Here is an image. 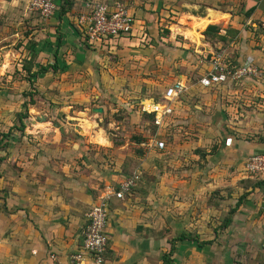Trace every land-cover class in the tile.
Returning a JSON list of instances; mask_svg holds the SVG:
<instances>
[{"label":"crops","instance_id":"1","mask_svg":"<svg viewBox=\"0 0 264 264\" xmlns=\"http://www.w3.org/2000/svg\"><path fill=\"white\" fill-rule=\"evenodd\" d=\"M116 1L133 16V35L118 37L109 45L88 43L77 24L78 16L88 12L86 4L90 2ZM178 2L182 11L177 5H164L156 18L152 11L158 10H151L141 0H64L50 19L41 20L26 10L27 0H0V49L16 42L24 46L29 43L25 59L34 56L32 71H37L35 65L47 66L36 78L49 74L41 82H46L45 89L39 87L41 93L51 101L52 110L68 109L58 121L42 117L31 122L32 127L41 128L33 130L36 133L32 136L23 135V129V145L5 155V159H13L0 170V264H71L70 256L82 244L86 216L105 186L123 181L125 171L139 173V165L149 171V164L142 163L131 149L135 142H113L103 129L112 124L119 128L122 122L106 120L101 125L102 120L81 118L82 111L76 110L77 105L95 100L101 104L96 108L105 114L118 111L109 100L113 95L119 98L120 85H129L132 90L142 85L160 88L166 83L161 84L167 71L173 68L176 75L168 86L177 82L185 86L173 101V126L184 125L191 114V121L201 125L209 112L216 110L209 123L222 118L229 133L223 139H232L222 150L223 162H235V172L242 179L246 178L242 172L244 161L264 152V82L246 78L209 88L198 83L208 70V64L200 63L199 58L215 49L223 50L230 66L249 60L264 69V0ZM208 25L216 26L224 39H207L203 32ZM2 53H8L7 57L23 55L15 48ZM48 63L55 65L52 68ZM182 95H189L194 113L188 114L192 107L182 104ZM144 100L157 101L151 98L141 103ZM65 116H69L67 120ZM206 132L201 133L207 136ZM141 145L147 152L167 150V145L162 151ZM176 150L180 155L181 148L177 146ZM158 171H162L160 177L165 172L160 168ZM161 180L156 190L165 195L168 188L161 186ZM190 189L197 193L196 186ZM157 199L159 208L165 207L162 203L166 198H155L154 192L145 196L130 191L123 199L110 201L104 264H161L160 254L166 249L158 248L153 240L162 237L156 234L160 230L152 219ZM167 211L173 218L178 214L175 208ZM167 211H160L156 224L166 226Z\"/></svg>","mask_w":264,"mask_h":264},{"label":"rangeland","instance_id":"2","mask_svg":"<svg viewBox=\"0 0 264 264\" xmlns=\"http://www.w3.org/2000/svg\"><path fill=\"white\" fill-rule=\"evenodd\" d=\"M178 1L141 0L143 5L151 6V10H158L152 11V15H155L156 18L160 17L159 9L163 8L164 5L180 7ZM203 21L206 22V19ZM9 33L10 31H7V34ZM22 33L24 35L26 31L23 30ZM196 37L198 38V36ZM27 46L16 42L7 49H0V140L2 134L8 135L5 139L7 148L2 149L6 141L2 140L0 144V170L4 168V164L13 159H9V157L5 159V155L11 154L15 146L19 148L20 145H23V142L21 143L23 133L20 134L19 131L22 124L26 130L23 135L32 136L36 133L33 130L41 128V125L32 127L31 122L35 123L42 117L55 118L58 121L62 117L61 114H68V109L57 112L52 110L51 101L43 95L44 92L41 93L45 89L46 83L41 84V82L49 74L40 78L35 77L30 82L27 80L28 72L24 71L23 68L24 62H28L25 59L29 49ZM14 48L23 55L7 57L8 53H6L3 56V51H14ZM47 65L51 66L52 64L48 63ZM37 69L38 67L35 65L34 70ZM175 75L176 72L173 68L167 71L161 84L166 83L160 87L161 89L157 87L146 88L142 85L140 89L132 90L129 85H120L117 94L119 98L117 99L116 95H113L111 97L113 100H109L118 108V111L113 113L109 111L106 114L93 112V108L101 105L95 100L77 105L76 110L82 111L81 118L102 120L101 125H104L106 120H112L115 124L122 122V124L118 123L119 128L112 124L103 129L113 142L123 143L126 141L127 144H129L128 141L135 142V147L129 144L131 149L140 156L142 163L149 164V171L144 169L146 166H143L144 168L141 165L138 166L140 168L139 173L134 172L138 178L131 191H137L145 196L154 192L155 198H160V196L163 200L166 198V201L162 203V206L164 205L166 208H159L158 199L152 208L155 216L152 217L155 223L154 227L160 230L156 234L162 236L160 239L155 237L153 240L157 242L158 248L166 249L160 254L159 261L161 263L162 257L170 252L173 244L172 264H264V187L259 191L252 190L250 185L252 182H244L241 175L236 174L235 162H223L224 152L222 150L229 146L232 139H223L227 129H224L222 118L219 117L220 121L214 118L209 123L211 120L209 117L213 116L217 112L216 110L213 111V114L209 112L201 125L191 121V117L194 116L191 114L192 116H188L184 125L168 126L167 130L165 129V133H169V139L166 141L167 150L162 153L147 152L144 147H140L136 143L137 140L141 141L144 136L154 131L149 118L139 111L141 100L159 99L161 97L160 92L170 84V79H173ZM188 97L189 95H182L180 100L182 104L192 107ZM118 101L119 104L123 105V109H119L121 106L117 105ZM84 108L86 110L83 111ZM190 110L188 114L195 112L193 107ZM25 111H27V117L19 120L17 115L23 114ZM184 111L187 113V110ZM68 117L65 116V119L67 120ZM208 123L210 125L206 126ZM206 129L207 136H204V133L201 132L206 131ZM227 134L229 133L227 132ZM200 135L201 137H199ZM142 142L145 143V140ZM177 146L181 148L180 155L177 153ZM226 156L229 155H225V158H227ZM163 167L165 168L163 169ZM159 168L165 171V176L163 173V176L160 177L162 171H158ZM131 172L132 170L125 171V177L131 176ZM160 178H163L161 186L168 188L165 195L163 193L159 195L161 191L156 190L159 188ZM182 185L185 186L182 187ZM192 185L196 186L197 193L190 189ZM237 204L235 211L230 214V211ZM174 208L178 210L175 218L170 217L167 211L174 210ZM160 211L162 213L167 211L165 227L159 223L156 224ZM228 217H231V222L224 227V221ZM181 234H185L187 237H195L198 242H207L208 244L199 247L194 241L176 240ZM177 250H179V254H177Z\"/></svg>","mask_w":264,"mask_h":264},{"label":"built area","instance_id":"3","mask_svg":"<svg viewBox=\"0 0 264 264\" xmlns=\"http://www.w3.org/2000/svg\"><path fill=\"white\" fill-rule=\"evenodd\" d=\"M62 0H27L26 10L34 13L41 20L50 19L57 5ZM87 13L77 18V24L82 27V35L88 43L109 45L118 37L132 36L134 33V18L126 6L119 1L112 4L90 2L86 4ZM200 63H207L208 70L201 76L198 83L203 88L217 84H229L249 78L264 82V69L253 65L247 60L239 66L226 63L223 50L213 51L209 56L202 55ZM182 83H176L165 88L163 95L157 101L143 102L139 111L153 117L151 124L156 128L150 133L143 146L162 151L166 149L165 133L168 126L174 125L176 100L184 91ZM242 172L258 180H264V152L250 155L242 165ZM138 176L133 173L116 185H107L101 191L87 214V224L82 231L80 249L70 256L71 264H104V253L108 243L106 225L108 205L112 199L121 200L129 194ZM53 259V256H50Z\"/></svg>","mask_w":264,"mask_h":264},{"label":"trees","instance_id":"4","mask_svg":"<svg viewBox=\"0 0 264 264\" xmlns=\"http://www.w3.org/2000/svg\"><path fill=\"white\" fill-rule=\"evenodd\" d=\"M62 1H64V0H62ZM218 33H219V29L216 26H214V25H208L206 27L205 31L203 32L204 36L207 39L208 38H210V39L211 38H215L216 40H220V39L223 40L224 38H222ZM33 59H34V56H32L28 62H24V65H23L24 71L28 72V79L27 80L29 82L33 78H35L39 73H41L43 71H46V68H47V66L46 67L38 66L37 71H32V67L34 65ZM54 65L52 64L51 67L53 68ZM143 115L145 117L149 118V121L152 122L153 117L151 115H145V114H143ZM17 116H18V119L19 120L25 119L27 117V111H25L23 114H18ZM152 127L154 129V131H152V132H155L156 131V128L153 125H152ZM23 129H24V124H22L20 126L19 131L22 132ZM149 136H150V134H148L147 136H144L145 139L143 137L141 141L140 140H137L136 143H138L139 145H141L142 143H144L142 141L143 140L146 141ZM1 137H2V139L0 140V144H1V141L2 140L3 141H6L5 139H7L8 135L7 134H4V135L2 134ZM165 139L167 141L169 138L168 137H165ZM2 147H3L2 148L3 150H5L7 148V141L5 142V144H3ZM242 180L244 182L248 181L249 183L251 181L252 183H250V185H251L252 190H254V189H261V188L264 187V180H258V179H255L253 177H250V176H247L246 178H244ZM245 186H247V185H245ZM239 203H240V201H239ZM237 206H238V204L236 205V207H234L230 211V214H232L235 211V209L237 208ZM230 219H231V217H228L227 219H225V221H224V227H226L227 225L230 224V222H231ZM176 240H178V241H187V242H193L194 241V242H197V246H199V247H202V246L208 244L207 242H198L195 237H192V236L187 237L185 234H181ZM172 251H173V244H172V247L170 249V252L168 254H165L162 257V263L161 264H172V260H171V253H172Z\"/></svg>","mask_w":264,"mask_h":264},{"label":"water","instance_id":"5","mask_svg":"<svg viewBox=\"0 0 264 264\" xmlns=\"http://www.w3.org/2000/svg\"><path fill=\"white\" fill-rule=\"evenodd\" d=\"M93 111L96 112V113H102V109L101 108L93 109Z\"/></svg>","mask_w":264,"mask_h":264}]
</instances>
